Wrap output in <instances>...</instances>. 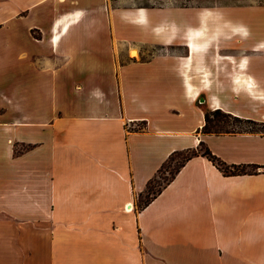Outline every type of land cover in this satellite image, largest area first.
Returning a JSON list of instances; mask_svg holds the SVG:
<instances>
[{
  "label": "crops",
  "instance_id": "1",
  "mask_svg": "<svg viewBox=\"0 0 264 264\" xmlns=\"http://www.w3.org/2000/svg\"><path fill=\"white\" fill-rule=\"evenodd\" d=\"M217 108L264 123V0H0V264H264V168L197 155L140 201L200 141L264 166Z\"/></svg>",
  "mask_w": 264,
  "mask_h": 264
},
{
  "label": "trees",
  "instance_id": "2",
  "mask_svg": "<svg viewBox=\"0 0 264 264\" xmlns=\"http://www.w3.org/2000/svg\"><path fill=\"white\" fill-rule=\"evenodd\" d=\"M232 118L236 122L239 123H247L250 125L260 126L261 128H248V129H228L226 124L228 123L227 119ZM205 123L202 126L200 132L202 134H226V133H239V132H264V123L257 122L250 119L240 118L238 116L232 115L230 113L224 112L221 109H214V110H206L204 113ZM139 128H142L140 126ZM14 153L17 154L16 149H14ZM201 155L206 157L210 160L224 175H242V174H257L259 169L264 168L260 167L259 165L255 164H243V165H235V164H227L226 162L222 161L220 158L215 156L210 149L206 146L203 141H200L197 147L194 148H186L181 150L173 151L167 159L161 164L160 168L158 169L157 173L161 171L163 166L170 161H175L172 168L169 169L168 174L169 177L165 179L163 184H160L156 190H152L149 197L145 199V201H141L143 204H147L152 198H154L162 188L170 182L180 168L184 165V163L189 160L190 158ZM155 176L148 180L145 190L148 192L151 188V183L154 180ZM145 190L143 192H145ZM143 194V193H142Z\"/></svg>",
  "mask_w": 264,
  "mask_h": 264
},
{
  "label": "rangeland",
  "instance_id": "3",
  "mask_svg": "<svg viewBox=\"0 0 264 264\" xmlns=\"http://www.w3.org/2000/svg\"><path fill=\"white\" fill-rule=\"evenodd\" d=\"M155 50H156L155 47H151V46L144 47L143 56H147V55L151 54L152 52H154ZM227 121H228V123L226 124V127L228 129L237 130V129H248V128H261L260 126L236 122L232 118H228ZM137 126H141V125L139 124ZM136 128H139V127H136ZM15 149L17 150V152H22L23 146L17 145L15 147ZM174 163H175V161H170L169 163H167L163 166L161 171H159L155 175V178L151 183L150 191L148 192L147 190H145V192H143V194L140 196V200L145 201V199H147L149 197L152 190H156L160 184H163L165 182V179L169 177L168 171H169V169L172 168V165H174Z\"/></svg>",
  "mask_w": 264,
  "mask_h": 264
},
{
  "label": "bare ground",
  "instance_id": "4",
  "mask_svg": "<svg viewBox=\"0 0 264 264\" xmlns=\"http://www.w3.org/2000/svg\"><path fill=\"white\" fill-rule=\"evenodd\" d=\"M192 38V37H191ZM129 209V208H128Z\"/></svg>",
  "mask_w": 264,
  "mask_h": 264
}]
</instances>
